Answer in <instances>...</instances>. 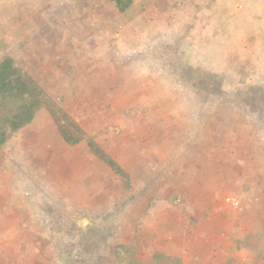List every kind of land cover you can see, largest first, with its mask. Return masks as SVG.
Returning a JSON list of instances; mask_svg holds the SVG:
<instances>
[{"label": "rangeland", "instance_id": "rangeland-1", "mask_svg": "<svg viewBox=\"0 0 264 264\" xmlns=\"http://www.w3.org/2000/svg\"><path fill=\"white\" fill-rule=\"evenodd\" d=\"M7 56L130 184L42 109L0 149V264H264V0H0ZM197 182L231 252L165 225Z\"/></svg>", "mask_w": 264, "mask_h": 264}, {"label": "trees", "instance_id": "trees-1", "mask_svg": "<svg viewBox=\"0 0 264 264\" xmlns=\"http://www.w3.org/2000/svg\"><path fill=\"white\" fill-rule=\"evenodd\" d=\"M110 1L120 13H125L133 6V0ZM191 84L201 88L203 92H211L207 86L197 85L200 83ZM242 100L250 107V103L243 97ZM51 105L55 104L43 87L28 72L23 71L12 57H5L0 62V149L8 143L11 136L31 125L42 109H47L60 136L68 145L74 146L86 141L92 155L130 184V175L126 170L93 139H85L79 125L65 111L52 108ZM157 258L158 254H155V259Z\"/></svg>", "mask_w": 264, "mask_h": 264}, {"label": "crops", "instance_id": "crops-1", "mask_svg": "<svg viewBox=\"0 0 264 264\" xmlns=\"http://www.w3.org/2000/svg\"><path fill=\"white\" fill-rule=\"evenodd\" d=\"M198 183V182H197ZM196 183V184H197ZM205 183L206 182H199L197 185H199V184H202V186L203 187H200L199 188V186H198V188L197 187H195V189H197V192L194 194V196H193V198H190L189 199V196H188V199L189 200H194V202H196L195 204L193 203V202H191V201H188L187 200V204L186 205H184V209H180V213L182 214V217L183 218H180V219H177V221L174 223V224H172V223H169V221L167 222V224H165L168 228H178L180 231H182V230H184V228H188L189 230H190V228H191V226H192V223H193V221H194V219L195 220H199V218H200V221L199 222H197V224H195L196 226V229H197V231L199 232V233H203V235L204 236H206L207 237V242L205 241V240H203L201 237H198V238H196V240H198V239H201V240H203L202 242H200L202 245H204L205 243H207V247H211L212 249H216L217 251H219L220 250V248L222 249V247H223V249L225 248V249H229L230 250V252H231V250L233 249L232 247V244H231V241H230V243H229V240L227 239V242L224 244V246H223V243L224 242H222L221 243V237H223V236H225L224 234L222 235V233L221 232H223L222 231V229L221 228H219V226H217V225H214V224H212L211 223V219H208V220H205V221H202V218H204L203 217V214L205 213V216L206 215H208V216H211L212 214L210 213V211H213V210H211V209H206V210H201V202L205 199L206 201H209V200H212L213 202L214 201H216L217 200V195L219 194V193H217L216 191H215V188L214 189H211L210 191H208L207 190V186L205 185ZM208 183H210V182H208ZM191 184L192 183H189V185H190V188H189V190H192L191 189ZM195 184V183H194ZM195 184V185H196ZM210 185H211V183H210ZM189 192V191H188ZM190 193V192H189ZM207 196H210L209 198L207 197ZM0 201H5L6 202V205L5 204H3L4 206H0V208L2 209V210H5L6 208H8V205L13 201V198H12V196L11 195H3V196H0ZM199 201H200V206H199ZM193 206H195V208L193 207ZM199 206V207H198ZM204 206V205H203ZM186 207H189V209H191V211L189 212V209H188V211L187 210H185L186 209ZM209 207V206H208ZM7 213V212H6ZM188 213H190L192 216V218L189 220L188 218H186L187 216H188ZM178 215H179V213H178ZM180 216V215H179ZM204 222V223H203ZM199 224H202V225H200L199 226ZM176 225V226H175ZM188 230V231H189ZM171 232V230L169 229V233ZM203 235H201V236H203ZM176 239H177V237H176ZM169 240H170V238H169ZM203 242H204V244H203ZM169 243H171V242H169ZM196 243H194V245H195ZM169 245V244H168ZM197 245V244H196ZM198 246V245H197ZM199 248H200V246H199ZM237 249H239V248H237ZM240 250H242V249H240ZM177 251L179 252H181V251H187L186 250V245H185V243H183V246H182V249L180 250H178L177 249ZM203 252V251H202ZM202 252L200 253V254H202ZM213 253V252H212ZM242 253V252H241ZM250 254V253H249ZM249 254H247V252H246V258L249 260V261H252V260H254L255 261V258L254 257H252V256H250ZM247 259H245L244 258V261H247ZM253 261V262H254ZM256 261H258V260H256ZM213 262L215 263V264H219L220 263V261H219V258H218V256H216V255H214V253H213ZM240 263L241 264H243L244 262L241 260L240 261ZM248 263V262H247Z\"/></svg>", "mask_w": 264, "mask_h": 264}, {"label": "built area", "instance_id": "built-area-1", "mask_svg": "<svg viewBox=\"0 0 264 264\" xmlns=\"http://www.w3.org/2000/svg\"><path fill=\"white\" fill-rule=\"evenodd\" d=\"M231 203H232L235 207H237V206L239 205V203H238L236 200H231Z\"/></svg>", "mask_w": 264, "mask_h": 264}]
</instances>
